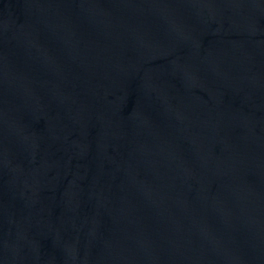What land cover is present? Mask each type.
<instances>
[{
	"label": "water",
	"instance_id": "water-1",
	"mask_svg": "<svg viewBox=\"0 0 264 264\" xmlns=\"http://www.w3.org/2000/svg\"><path fill=\"white\" fill-rule=\"evenodd\" d=\"M0 264H264V0H0Z\"/></svg>",
	"mask_w": 264,
	"mask_h": 264
}]
</instances>
